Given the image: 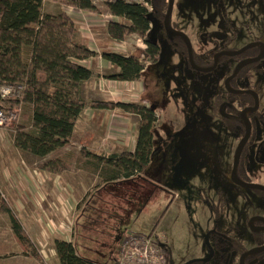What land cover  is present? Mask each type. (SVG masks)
<instances>
[{
	"label": "rangeland",
	"instance_id": "1",
	"mask_svg": "<svg viewBox=\"0 0 264 264\" xmlns=\"http://www.w3.org/2000/svg\"><path fill=\"white\" fill-rule=\"evenodd\" d=\"M102 4H95L100 10L95 13L100 21L104 19L100 15L108 13ZM233 5L238 8L237 13L232 12L230 0H222L219 4L218 0H174L169 24L187 37L194 57L207 55L211 58L215 49L211 45L229 53L246 46L255 36L260 35L264 40V0H233ZM64 7L58 1L43 0L41 11L56 14ZM148 19L152 25L148 38L159 45L160 52L154 58L143 59L146 69L143 79L117 88L110 96L111 102L119 99L137 106L153 105L156 109L153 151L141 175L115 187L107 184L101 192L93 191L97 178H108L114 172L111 166L98 160L104 170L100 175L96 171L94 176L81 175L87 168L97 169L98 161L88 156V151L109 155L134 146L141 121L136 114L110 109L111 116L105 117L106 121L95 129L90 117L84 115L81 117L83 123H79L72 137L74 147L65 146L39 158L13 145L17 128L34 132L30 125V107L24 103L11 106V102H6L2 106L15 110L17 118L10 126L0 129V190L10 188L11 197L18 195L15 198L20 199L22 206L10 210L19 211L23 217L40 215L59 224V229L53 233L61 239L66 234V222H70L77 254L98 264L113 263L126 231L153 233L160 237L169 250L170 264H201L210 255V248H215L217 230L226 232L239 245H253L248 239L251 229L248 221L253 216L264 218V194L250 189L239 193L225 186L229 164L223 154L228 152L231 141L224 144L226 134L217 133L209 84L222 87L223 79L234 68V58H220L211 74L188 69L183 40L174 38V45H171L163 30V21L154 14L148 15ZM243 19L250 23L249 27L233 32L235 26L230 24H238ZM117 20L128 24L125 20ZM92 33L97 42L91 45L99 46L100 57L105 50L126 53L127 49V54L139 57L146 50L144 41L135 34L126 35L124 44H119V41L108 39L101 27L93 28ZM83 40L87 44L88 39ZM22 53L28 61L29 49L24 48ZM202 58L203 62H210ZM260 64L264 66V60ZM194 100L203 109L208 108L204 111L203 122L192 124L184 134H179L177 129L180 126L184 129L183 121L193 115ZM108 135H116L117 141H104ZM79 137L82 140L78 143ZM67 178L70 181L73 178L90 180L85 195H72L77 203L69 211V207L56 209L53 203L62 200L64 204L68 199L64 189ZM0 199L4 202L1 193ZM235 229L241 232L240 238L229 232ZM50 250L49 244L43 257L46 261L53 258V264L58 263ZM43 264H46L44 260Z\"/></svg>",
	"mask_w": 264,
	"mask_h": 264
},
{
	"label": "trees",
	"instance_id": "2",
	"mask_svg": "<svg viewBox=\"0 0 264 264\" xmlns=\"http://www.w3.org/2000/svg\"><path fill=\"white\" fill-rule=\"evenodd\" d=\"M52 1L80 11L100 13L90 0ZM154 2L153 14L162 20L167 0ZM42 4L43 0H0V84L24 87L22 98L10 104L24 103L30 107V125L34 131L27 133L17 128L13 134L14 147L43 158L70 144L75 122L86 106L100 110L117 108L141 118L135 150L106 157L93 156L113 168L109 176L112 180H129L141 175L153 151L156 109L153 105L98 100L86 103L81 96V84L93 73L78 62L96 54L80 42L73 22L65 13H42ZM102 5L111 16L129 24L108 22L106 32L112 40L120 42L126 35L135 34L146 45L140 57L102 53L101 58L118 69L116 74L103 77L121 82L143 79L146 70L143 59L154 58L160 52L159 45L148 38L150 21L146 9L121 1ZM24 48L29 49L28 61L23 58ZM209 65L200 64L201 67ZM0 211L9 216L16 240L23 242L25 235L21 225L1 199ZM54 244L59 264H98L79 256L73 243L55 240Z\"/></svg>",
	"mask_w": 264,
	"mask_h": 264
},
{
	"label": "flooded vegetation",
	"instance_id": "3",
	"mask_svg": "<svg viewBox=\"0 0 264 264\" xmlns=\"http://www.w3.org/2000/svg\"><path fill=\"white\" fill-rule=\"evenodd\" d=\"M154 1L157 2V0ZM221 2L222 0H218V4ZM230 3H232V12L237 13L238 8L233 5V0H230ZM152 9L153 14L155 12L154 4H152ZM249 25L250 23L244 19L238 24H230V26H235V30L233 31L235 33L241 32L242 28H248ZM169 26L175 30L170 24ZM165 32L171 40V45H174V38H181L183 40L187 68L194 70L188 61L184 39L181 36L171 34L166 30ZM232 40L234 41L235 37L231 39V41ZM211 46H214L215 48L211 58L207 55H197L194 57L191 50L192 61L197 68L208 70L213 67V57L215 55H225L217 57L216 66L212 71L199 72L194 70L195 72L211 74V72L216 69L217 62L223 57L234 58L235 63L234 68H232L229 75L223 79L222 87L220 89L216 83H214L215 87H212V85L209 84L211 82L208 83L211 88V111L213 112V116L217 118V133L219 132L221 135L226 134V136H223L227 139L224 144L231 141L228 143V152H224L223 154H226L224 158H226V161L228 162L227 165L229 164L228 175L225 178V180L228 179V184L225 182V186H229L231 188L230 190L234 189L239 193H243L244 190L250 189L256 193L264 194V66L260 64L264 60V40L260 35L255 36L246 46L229 53L224 52L225 50L222 48L220 49L218 46ZM205 49L206 48L203 50ZM242 49L244 50L241 53L232 55ZM226 54L231 55L227 56ZM202 57L210 59V62H203L204 59ZM204 63H210V65L207 67H201L202 65L200 66V64ZM238 66H240L238 72L234 77L230 78ZM212 77H210V80ZM228 78L230 79L227 82L226 88L225 80ZM201 85V87H203L204 84ZM192 104L194 108L193 115L187 121H183L182 125H184V129H182L183 127L181 128V126L177 129L179 134H184L190 125L203 122L204 111L208 108L206 107L207 109H203L196 100H194ZM220 159H223V156ZM260 176H262L261 183L259 182ZM245 185H256L263 189H254ZM219 195L221 196L222 193ZM253 223L255 225H253ZM248 224L251 228L248 239L253 242L252 246L247 247L239 245L237 240L229 238L228 235H226V232L217 230L215 233L217 236L215 248H210V255L206 260H202L201 264H209L211 262H213V264H264V250L254 254L245 255L254 248H261L264 246V218L253 216L248 221ZM229 232L234 234L235 237L240 238L241 232L238 229H235L234 231L230 230ZM160 241L170 257L169 250L161 239Z\"/></svg>",
	"mask_w": 264,
	"mask_h": 264
},
{
	"label": "crops",
	"instance_id": "4",
	"mask_svg": "<svg viewBox=\"0 0 264 264\" xmlns=\"http://www.w3.org/2000/svg\"><path fill=\"white\" fill-rule=\"evenodd\" d=\"M60 13H65L70 18V20L73 22L78 32L80 42L83 45H85L90 51H93L96 54V56L92 58L78 62L81 66L87 68L93 73V76L91 78H89L88 80L84 81L81 84L82 99L86 103L90 101H95V100L103 101V102L113 101V99L110 96L115 94V91H117L116 90L117 88L118 89L125 88L126 87L125 85L133 84L134 81L133 82H121V81L109 80L103 77L105 75L116 74L118 72V69L112 66L109 62L103 60L100 57V55H98L99 46L98 47L93 46L94 43H96L97 41L95 42L92 38L93 37L92 30L95 27L103 28L105 36L109 39L110 37L108 36L106 32L107 24L108 22H112V21L119 22L117 20L118 18L111 16L109 13H105L103 15L102 14L100 15V17L104 18L100 21L97 19V17L99 16H97L95 13L80 11V10H77L69 6H65L60 11H58L56 14H53V13L51 14L57 15ZM94 22L95 23L102 22V24L101 25H90L91 23H94ZM83 38L88 39L87 44L84 42ZM113 41L117 43V41L115 40ZM119 44H124V43L123 41H120ZM108 46L109 45H105V47H108ZM111 52L120 54L122 56L134 55V54H127V49L125 50L126 53L114 52L111 50L102 51V53H111ZM88 99H91V100L89 101ZM113 103L136 104V103H129L126 101H120L119 99L115 100ZM110 112H111L110 109L100 110V109H92L86 106L84 111L81 113V116L79 117V119L75 122L72 137L75 136V130H76V127L79 125V123L81 124L83 123L81 121L82 116L86 115L90 117V119L92 120L91 124L93 125L95 129V126L99 125L104 120L106 121L105 117L108 118L111 116ZM117 138L118 137L116 135H108L103 140L104 141L106 140H116L117 141ZM79 140H82L81 137L77 139L78 143H79ZM107 143H112V142L107 141ZM75 144H76V141H75ZM73 145H74V142L72 141V138H71V142L70 144L67 145V147L69 146L74 147ZM134 150H135V144L132 148L123 149L119 153H116V154L112 153L109 155H119L121 152L133 153ZM87 154L88 156L92 158H95L93 155H98L101 157L109 156L103 153L99 154L94 151H88ZM102 168L103 167H102L101 162H98L97 169H94L92 167L87 168V172L82 171L81 175L94 176L96 175V172H98L97 175H100L101 172L104 171ZM133 179L134 178H132V180ZM97 180L98 181L96 182L97 184L96 189L93 191H99V192H101V190H104L108 186L107 184L115 187V186H118L120 183L127 181L123 179L112 180L109 178V176L108 178L104 177V179L97 178ZM89 183H90L89 179L73 178L70 181L69 178H67V180H65V183H64V189L66 191L65 198L67 197L68 199L66 200L64 204L62 200H60L59 202L54 201L53 203L56 209H62L63 207H66L67 209V207H69V209H67V211H69L71 208L75 207V204L77 203V198L74 199L73 196H76L77 194L85 195L88 192V189L90 187ZM1 190H0L1 198L4 200V202L3 201L1 202H3L9 209H15L17 207L22 206L20 199L15 198L18 195L16 196L12 195L14 199H10L12 198L11 195L9 194L11 190L10 188L3 189V192ZM70 194L71 196L69 197ZM47 206L48 205H45V207ZM11 211L14 213L15 217L17 218L19 224L21 225L23 229L25 240L23 242H18L16 240L14 233L12 231V228H11V222H10L9 216L0 211V264H43V260L44 262H46V264H53V258H50L49 260L46 261L42 255L44 253L45 248L48 247L49 244L51 247L50 251L52 252V255L53 254L56 255L55 244H54L55 240H63L66 242H70V243H73L75 246L74 235H71L72 232L70 230L71 229L70 222H66V234L63 237V239H61L55 233H53L54 230L59 229L60 227V225L54 222L53 220L47 221L42 216L34 215V214L23 217L22 215H20L19 211L17 210L15 211L11 210ZM43 243H45V245H43ZM39 244L41 245L40 247H39ZM56 264H59V261Z\"/></svg>",
	"mask_w": 264,
	"mask_h": 264
},
{
	"label": "built area",
	"instance_id": "5",
	"mask_svg": "<svg viewBox=\"0 0 264 264\" xmlns=\"http://www.w3.org/2000/svg\"><path fill=\"white\" fill-rule=\"evenodd\" d=\"M97 3L121 1L126 4L140 5L146 9L147 15L152 14V0H90ZM152 25L149 23V29ZM22 85L0 84V129L10 126L17 118L16 111L2 106V103L19 101L23 96ZM112 264H170L169 255L161 244L160 238L151 234L126 231L118 256Z\"/></svg>",
	"mask_w": 264,
	"mask_h": 264
},
{
	"label": "water",
	"instance_id": "6",
	"mask_svg": "<svg viewBox=\"0 0 264 264\" xmlns=\"http://www.w3.org/2000/svg\"><path fill=\"white\" fill-rule=\"evenodd\" d=\"M173 3H174V0H168V5H167L166 11H165L164 18H163V26H164V29H165L167 32L171 33V34L179 35V36H181V37L184 39V41H185V45H186V49H187L188 61H189L190 66H191L194 70L199 71V72H209V71H212V70L214 69V67L216 66V59H217V57H218V56H221V55H225V54H217V55H215V56L213 57V67H212V68H210V69H208V70H203V69H199V68H197V67L194 65L193 61H192V57H191V46H190L189 40H188L187 37H185L182 33L173 30V29L169 26L168 19H169L170 15H171V12H172V9H173ZM246 48H248V47H246ZM246 48H244V49H246ZM244 49H242V50H240V51H238L237 53H234V54H232V55L239 54V53H241ZM226 55H227V56H230L231 54H226ZM239 68H240V66H238V67L236 68V70L234 71V73L232 74V76H231L230 78H232V77L235 76V74L238 72ZM230 78H228V79L225 80V86H226V88H227V82H228V80H229ZM245 186L250 187V188H254V189H263V188H261V187H259V186H256V185H245ZM263 190H264V189H263ZM261 250H264V246L261 247V248H254V249L250 250L249 252H247L245 255L254 254V253L259 252V251H261Z\"/></svg>",
	"mask_w": 264,
	"mask_h": 264
}]
</instances>
